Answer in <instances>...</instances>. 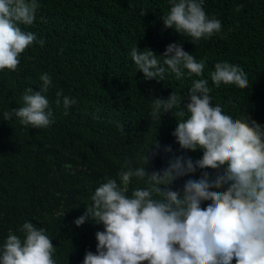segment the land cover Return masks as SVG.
<instances>
[{"label": "trees", "instance_id": "1", "mask_svg": "<svg viewBox=\"0 0 264 264\" xmlns=\"http://www.w3.org/2000/svg\"><path fill=\"white\" fill-rule=\"evenodd\" d=\"M37 2L33 25L21 26L37 41L21 54L16 71H0V246L10 230L22 236L20 227L31 222L46 229L56 264H83L87 251L96 252L95 234L104 228L92 221L77 227L74 221L92 205L106 177L119 183L127 161L133 169L144 167L141 157L149 148V174L167 168L174 157L202 158V151H184L176 143L172 133L178 118L172 113L177 109L153 119V99L166 100L173 92L187 104L193 81L206 79L213 106L220 105L234 119L248 115L264 127V0H204V11L221 21L222 30L199 41L165 29L162 17L170 11L169 0ZM173 43L204 61L202 75L184 69L176 79L165 66L162 81L145 79L131 58L132 48H147L159 57ZM218 62L240 66L248 87L215 86L211 73ZM44 73L52 80L45 95L54 123L32 128L15 117L5 121L3 112L21 107L26 89L42 88ZM59 90L76 101L67 110L55 103ZM157 141L158 149L152 147ZM169 146L171 152L165 150ZM203 171L216 175L198 169L172 188L182 190ZM145 186L133 177L127 194Z\"/></svg>", "mask_w": 264, "mask_h": 264}, {"label": "clouds", "instance_id": "2", "mask_svg": "<svg viewBox=\"0 0 264 264\" xmlns=\"http://www.w3.org/2000/svg\"><path fill=\"white\" fill-rule=\"evenodd\" d=\"M169 3L170 11L162 17L165 29L193 41L221 32V21L206 14L204 0ZM38 8L37 0H0V71H16L21 54L37 41L21 26L33 25ZM38 43L44 45L43 40ZM131 58L148 80L162 81L165 66L176 79L184 69L201 76L205 68L204 61L198 62L179 43L168 45L159 57L135 46ZM40 79L42 88L26 89L21 107L3 112L5 121L15 117L32 128L54 123L45 95L52 80L47 73ZM211 81L217 87L221 83L248 87L244 70L228 62L215 64ZM187 99L184 104V98L173 92L166 100L153 99L151 116L161 120L162 114L177 109L172 113L178 118L172 133L176 143L184 151H202V158L174 157L167 168L149 174V148L141 157L144 167L133 169L127 161L118 173L119 183L106 177L92 195V205L74 221L77 227L92 221L104 228L95 234L96 252L87 251L83 264H233L234 260L264 264V127L248 115L234 119L220 105L213 106L206 79L193 81ZM55 103L67 110L76 101L59 90ZM152 147L158 149L159 142ZM165 150L172 151L170 146ZM198 169H212L216 175L203 171L199 180H187L182 190L172 188L177 179ZM133 177L146 186L129 196ZM206 201L210 203L202 207ZM19 232L22 236L10 230L0 246V264H56V249L46 229L25 222Z\"/></svg>", "mask_w": 264, "mask_h": 264}]
</instances>
